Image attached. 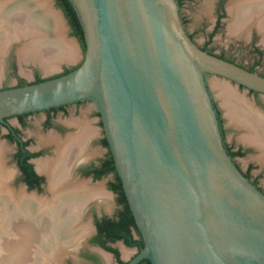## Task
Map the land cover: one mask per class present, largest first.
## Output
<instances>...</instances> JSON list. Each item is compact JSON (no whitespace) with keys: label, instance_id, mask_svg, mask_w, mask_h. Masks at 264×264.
I'll list each match as a JSON object with an SVG mask.
<instances>
[{"label":"water","instance_id":"1","mask_svg":"<svg viewBox=\"0 0 264 264\" xmlns=\"http://www.w3.org/2000/svg\"><path fill=\"white\" fill-rule=\"evenodd\" d=\"M70 1L83 62L0 90V121L93 101L144 241L128 264H264V193L229 155L206 82L264 95V77L201 49L177 0Z\"/></svg>","mask_w":264,"mask_h":264},{"label":"bare ground","instance_id":"2","mask_svg":"<svg viewBox=\"0 0 264 264\" xmlns=\"http://www.w3.org/2000/svg\"><path fill=\"white\" fill-rule=\"evenodd\" d=\"M213 2L206 1L207 12L212 10ZM229 16L231 34L246 35L256 27L264 38V0H232ZM56 22L48 0H0V78L3 61L13 44L21 45V61L38 62L50 70L73 57L75 50L65 44ZM216 87L231 122L246 131L242 140L259 149L258 160L264 163V117L229 86L217 83ZM94 134L93 128L85 126L76 138L50 137L57 145L56 158L37 162V168L49 176V195L38 199L8 190L5 149L0 147V264L35 263L33 255L58 263L71 252L69 245L86 232L88 227L82 220L85 203L93 202L104 191L102 186L70 180L68 172L75 158H88L85 144ZM20 237L24 238L23 244L16 242Z\"/></svg>","mask_w":264,"mask_h":264},{"label":"flooded vegetation","instance_id":"3","mask_svg":"<svg viewBox=\"0 0 264 264\" xmlns=\"http://www.w3.org/2000/svg\"><path fill=\"white\" fill-rule=\"evenodd\" d=\"M177 1L179 6L182 7L185 0ZM231 1L232 0H215L217 14L212 34L215 35L221 28L225 16L229 15V5ZM182 19L186 27V20L184 17H182ZM254 29L262 36L256 27H254ZM187 33L195 42L194 36L188 32V30ZM211 38L213 39V36ZM13 45L8 55L14 54L16 44ZM199 47L212 55L237 64L249 71L253 69L255 72L254 67L243 66L234 59L216 55L210 45ZM254 50L260 58L264 56V52L258 46L255 45ZM3 66L5 69V60L3 61ZM13 68L14 73H16V67L14 66ZM261 76L264 77L263 74H261ZM44 80H47V78H44L40 73H36L33 81L19 78L15 85L11 84L10 81H5L0 85V90L35 84ZM251 93L261 95L254 91H251ZM89 104L93 107L90 111L86 110L85 115L83 109H86ZM214 104L219 114L224 143L228 153L242 173L264 193V189L260 184L262 172L259 171L254 173L257 170L254 163H248L246 169L240 165L238 160L246 157L247 153L243 147H237L234 142H227L220 109L216 103ZM36 115L41 116L39 121L42 129L41 137H36V135L31 132H25V129L30 128L33 125L32 122L37 120ZM85 126L93 128L96 134L90 136L86 141L85 145H87L86 151L88 150V158L78 156L72 161L70 171L68 172L70 176L69 179L75 182H86L90 186H102L106 194H111L114 197L117 208L110 214L105 213L99 215L97 212H94L91 219L92 228L88 237H86L84 233L81 234L80 237L84 235L86 238L83 236L82 239L79 240L80 237H77L74 242L69 245L71 251L73 248L70 254L79 257V251L82 247V250H92L83 254L84 264H102L100 256H104V254L112 257L116 264H128L139 254L144 245V241L138 228L137 230L134 228L131 229L127 237L131 244H128L124 239L114 238L115 235L112 232H108L102 227L109 221L119 219L122 205L119 204V196L115 191L118 178L115 161L105 135L101 114L97 107H95L93 101H78L48 110L8 117L0 121V147L3 146L5 149L4 160L7 167L5 184L11 193L17 194L18 192H22L23 195L28 198L38 199L39 197L48 196L49 176L47 173L37 168V162L43 159L52 160L56 158L57 145L54 139L52 138V140L50 137H56L61 140H66L68 137L76 138L82 134ZM100 129L103 130L102 134L100 132L101 135L99 134ZM93 202L94 203L91 204L90 207L95 206L96 201ZM119 244L126 249L134 250V253L128 260L123 258L121 250L117 247ZM67 256H69V254ZM75 260L77 259L75 258L74 261ZM138 264H151V262L148 259H144Z\"/></svg>","mask_w":264,"mask_h":264},{"label":"rangeland","instance_id":"4","mask_svg":"<svg viewBox=\"0 0 264 264\" xmlns=\"http://www.w3.org/2000/svg\"><path fill=\"white\" fill-rule=\"evenodd\" d=\"M48 1L51 12L58 20V23H56L58 24L57 29L59 30V34L65 41V44L69 46L71 45L74 48V56L69 58L68 60H63L57 63L55 68L50 70L44 68L43 65L38 62L21 61L18 56V48L21 45L16 44L14 54H7L5 56V69L0 79V85L5 81H10L11 84L15 85L19 78L28 81H33L36 73H40L44 78L51 79L63 74L66 70L78 67L83 62L85 51L82 45L79 42H74L75 37L72 35V32L69 29V24H66V18H63L58 13L59 7H57L56 4H53L50 0ZM206 1L207 0H185L183 2V6L180 7L181 18L184 17L186 20L187 28L185 27V29L186 31L188 30V32H190L194 36L196 44L199 46L210 45L211 49L216 55L226 56L228 58L234 59L236 62L243 66L252 68L254 67L256 73L264 75V56L260 58L254 50V47L256 45L264 52L263 35L261 34L262 36H260V34H258L254 28H252L251 31H249V34L247 35L236 33H234V35L231 34L228 29V20L230 19L229 15L225 16L221 28L215 33V35L212 34L217 14L216 2L215 0H213L214 2L212 10L210 12H207L204 9ZM258 31L260 32V30ZM212 36L213 39L211 38ZM14 66L16 67V73H14ZM206 82L214 103H216L218 108L220 109L222 120L224 123L223 125L226 131L227 142H234L237 147H243L245 149L247 153L246 157L239 159L238 162L244 169H246L248 163L255 164L257 170L254 173H257L259 171L262 172V176L260 177V184L264 189V163L261 164V162H259L258 160V156L260 154L259 149L256 146L246 144L242 140V136L245 134L246 131L231 122L229 116L227 115V111L223 105V101L219 95L216 84L221 83L235 90L239 95L246 98L253 105L256 112L262 115V117H264V95H255L245 87H242L234 82H231L219 76L207 75ZM92 107L93 106L89 104L86 109H83V113L86 115V110L90 111ZM40 117V115H36L37 122L34 120V123L32 122L33 125L30 128L25 129V132H31L32 134H35L36 137H41L40 135H42V129L39 123ZM102 131L103 130L100 129L99 134L100 132L102 134ZM103 191L104 194L94 200L96 201L94 207H90V205L93 204L92 201L91 203L88 201L87 203H85L86 206L84 205V218H82V220L84 219L83 223L88 227V229L84 233L86 237H88L92 228L91 219L94 212H97V214L99 215L105 213L110 214L115 211V208H117L114 202V197L111 194H106L104 188ZM82 237H80L79 240L82 239ZM16 242H20L23 244L24 238L20 237ZM117 247L121 250L122 256L125 260H128L134 253V250L126 249L120 244L117 245ZM89 250L87 251H92ZM32 251V253L34 254L35 251ZM87 251L82 250L81 247L79 251V257L72 256V254H70L72 253L71 251L69 253V256L63 258V261L61 260L58 263H53L50 261L47 262L46 257H44L43 255H38V258H35V255H33V259H36V262L33 263V261H30L25 264H84L83 254L88 253ZM102 256H100L102 264H116L114 259L110 256H107V254H104L103 257ZM75 258L77 260L74 261Z\"/></svg>","mask_w":264,"mask_h":264},{"label":"trees","instance_id":"5","mask_svg":"<svg viewBox=\"0 0 264 264\" xmlns=\"http://www.w3.org/2000/svg\"><path fill=\"white\" fill-rule=\"evenodd\" d=\"M56 5L63 10V12H64V14L68 20V23L71 27L72 35L78 39V41L82 45L84 51H86L84 30L82 28L79 17L77 15L76 10L74 9L71 1L70 0H56ZM76 68L66 70L63 74L58 75L56 77L65 75V74L75 70ZM250 71L254 72L253 69ZM39 82H41V81H39ZM115 191L119 196L118 202H119V204L122 205V210L120 211L119 219L115 220V221H109L102 227L106 231L112 232L115 235L114 238L124 239L128 244H131V242L128 240L127 237L130 234V231L132 228L137 230V225H136L135 219L132 215V212L130 210V207H129L128 201L126 199L125 193L123 191L122 183H121L119 176L117 178V185H116Z\"/></svg>","mask_w":264,"mask_h":264}]
</instances>
